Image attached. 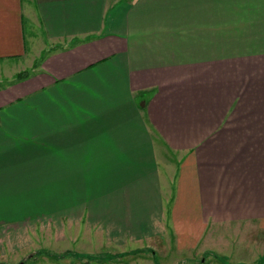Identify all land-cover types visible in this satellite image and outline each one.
Wrapping results in <instances>:
<instances>
[{
  "label": "crops",
  "instance_id": "0c3cea01",
  "mask_svg": "<svg viewBox=\"0 0 264 264\" xmlns=\"http://www.w3.org/2000/svg\"><path fill=\"white\" fill-rule=\"evenodd\" d=\"M0 218V264L52 218L264 264V0H0Z\"/></svg>",
  "mask_w": 264,
  "mask_h": 264
},
{
  "label": "rangeland",
  "instance_id": "374dc122",
  "mask_svg": "<svg viewBox=\"0 0 264 264\" xmlns=\"http://www.w3.org/2000/svg\"><path fill=\"white\" fill-rule=\"evenodd\" d=\"M67 217V215H65ZM1 219V218H0ZM58 218L57 220H59ZM45 220L43 223H37V230L29 229L21 230L20 240L26 245L31 244L29 247L32 252H26L23 256V264H161L160 257L157 260L153 258L151 253H138L137 251L114 252L107 243V234L102 231H83L84 236L81 237L82 245H75V248L80 251H62V247L58 244L60 236L59 221L54 222L55 219ZM49 232H51V250H40L41 248L48 247ZM104 235V239L102 238ZM232 246L230 248L236 249L238 239L231 240ZM155 245V243H153ZM158 245V244H157ZM159 246V245H158ZM166 250V248H164ZM218 257L217 260H207L203 264H259L255 263H240L237 262L233 256L212 253ZM210 256V255H209ZM154 260V261H153ZM159 260V261H158ZM218 261V262H216ZM165 264V263H162ZM178 264H187L179 262ZM189 264V263H188ZM202 264V263H199Z\"/></svg>",
  "mask_w": 264,
  "mask_h": 264
},
{
  "label": "trees",
  "instance_id": "16d2710c",
  "mask_svg": "<svg viewBox=\"0 0 264 264\" xmlns=\"http://www.w3.org/2000/svg\"><path fill=\"white\" fill-rule=\"evenodd\" d=\"M28 76V71H25V72H21L19 73L16 77H15V80H18V79H21V78H24Z\"/></svg>",
  "mask_w": 264,
  "mask_h": 264
},
{
  "label": "water",
  "instance_id": "95a60500",
  "mask_svg": "<svg viewBox=\"0 0 264 264\" xmlns=\"http://www.w3.org/2000/svg\"><path fill=\"white\" fill-rule=\"evenodd\" d=\"M20 264H23L22 262Z\"/></svg>",
  "mask_w": 264,
  "mask_h": 264
}]
</instances>
